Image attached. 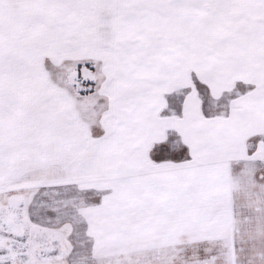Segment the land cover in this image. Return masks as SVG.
Wrapping results in <instances>:
<instances>
[{
  "label": "snow or ice",
  "instance_id": "obj_1",
  "mask_svg": "<svg viewBox=\"0 0 264 264\" xmlns=\"http://www.w3.org/2000/svg\"><path fill=\"white\" fill-rule=\"evenodd\" d=\"M0 264H264V0H0Z\"/></svg>",
  "mask_w": 264,
  "mask_h": 264
}]
</instances>
